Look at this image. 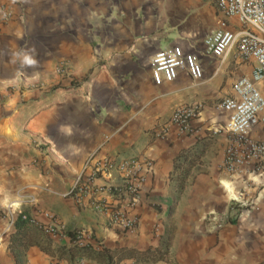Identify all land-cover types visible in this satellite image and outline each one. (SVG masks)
<instances>
[{
  "label": "crops",
  "instance_id": "0c3cea01",
  "mask_svg": "<svg viewBox=\"0 0 264 264\" xmlns=\"http://www.w3.org/2000/svg\"><path fill=\"white\" fill-rule=\"evenodd\" d=\"M217 1L0 0V8L14 13L8 25L0 26V264H108L92 257L59 259L42 249L69 247L66 231L72 229L80 230L83 245L153 254L166 251L164 242L178 227L167 260L134 258L119 264H230L235 252L230 243L264 242V188L222 169L234 137L213 132L230 117L217 105L232 95L236 81L252 76L256 65L235 54L221 62L207 53L205 40L222 22L233 31L243 28L221 14ZM174 46L198 56L202 80L181 72L175 81L155 85L152 58ZM195 103L203 110L193 122L194 132L182 134L170 122L172 114L182 104ZM250 137L264 140V126ZM97 150L118 161L154 164L139 175L140 202L129 212L140 218L134 230L114 226L110 212L63 197ZM185 152L202 153L201 165L208 167L209 176L199 174L197 185L209 180L224 198L243 192L246 200L253 199L238 223L210 224L219 235L211 231L204 246L198 244V221L164 219L166 207L180 204L173 174ZM21 212L47 231L37 235L31 229L34 244L22 249L12 245L13 222ZM214 237L219 250L209 249Z\"/></svg>",
  "mask_w": 264,
  "mask_h": 264
},
{
  "label": "built area",
  "instance_id": "2783aa9c",
  "mask_svg": "<svg viewBox=\"0 0 264 264\" xmlns=\"http://www.w3.org/2000/svg\"><path fill=\"white\" fill-rule=\"evenodd\" d=\"M217 6L225 18L238 21L243 28L233 31L222 22L205 40L207 53L221 62L235 54L244 62L256 63L252 76L236 81L232 95L217 105L218 110L230 113V117L225 126L213 132L229 133L234 137L225 151L222 169L231 176L248 177L249 184L264 188V140L250 137L255 128L264 126V0H218ZM13 19L12 10L0 8V26L8 25ZM151 64L152 80L157 86L175 81L181 72H187L194 81L204 76L198 56L177 46L158 51ZM63 73L67 74L66 68ZM202 110L200 103L182 104L174 110L170 122L177 125L182 134L190 135L194 132L193 122ZM143 167L150 172L154 164L149 161L142 164L135 159L118 161L101 156L97 150L84 163L82 172L63 197L72 198L79 207L110 212L114 226L125 231L134 230L140 218L129 212L140 202L142 179L139 175ZM123 204L130 210L122 208ZM23 219L27 220L28 216L23 215ZM31 219L39 224L33 217ZM78 237L79 245L84 246L81 233Z\"/></svg>",
  "mask_w": 264,
  "mask_h": 264
},
{
  "label": "rangeland",
  "instance_id": "374dc122",
  "mask_svg": "<svg viewBox=\"0 0 264 264\" xmlns=\"http://www.w3.org/2000/svg\"><path fill=\"white\" fill-rule=\"evenodd\" d=\"M207 168L205 163L204 165H197L192 170L188 179L187 184L191 185V187H188L183 194L180 193V204H177L179 202L171 203L163 210L164 219L166 220L193 219L198 221V244L201 246L208 244L204 242L205 238L211 234V231L217 230L214 236L219 235L218 231H220V229L213 230V227L210 226L215 220L222 221L225 225L231 224L232 222L238 223L242 220L243 211H245V214H248L251 207L254 206L253 199L246 200L245 198H247V195L244 196L243 192L241 194L235 193L236 199L233 198L234 195H232V198H224V192L218 187L215 188L213 182L211 183L209 180L207 182L199 180L200 182L197 185V176L199 174L209 176ZM234 202H240L238 203L239 208H233L232 204ZM214 207L218 208V211L211 212L210 208ZM203 224H205V226H203ZM177 229L178 227L172 228V237H167L168 239L164 242L165 250H169V246L173 245V235L176 233ZM168 232L167 229V234ZM220 246L221 243L219 238L214 237V242L209 249L219 250ZM229 247L231 250H235V252L231 254L230 264H259L264 261V242L247 241L244 244L230 243ZM239 247L245 249V254L241 252L238 253L237 249Z\"/></svg>",
  "mask_w": 264,
  "mask_h": 264
},
{
  "label": "trees",
  "instance_id": "16d2710c",
  "mask_svg": "<svg viewBox=\"0 0 264 264\" xmlns=\"http://www.w3.org/2000/svg\"><path fill=\"white\" fill-rule=\"evenodd\" d=\"M191 152L183 153L177 160V165L175 168V172L173 174V180L176 179V182L179 186L180 193L184 191L185 187L187 186L189 176L192 170L199 164H202V153L192 155ZM233 208H239L238 203L232 204ZM23 215H27L28 219L24 220ZM16 226V233L12 238V245L15 244L16 248H25L27 245H31L34 242L29 240L31 229L37 230V235H46L47 231L44 230L43 226L39 224L36 225L32 222L31 216L26 213L22 212V215H19V218L15 222ZM67 235L71 240V245L69 247H61L58 248L55 252L49 250L47 246L41 245L42 249L50 254H58L59 259H70L73 260L76 257H92L100 261H105L108 264H119L120 262L127 260V259H137L140 262H159L167 260L168 253L167 250H157L155 253L148 252H139L136 249H115L110 250L107 248H93L90 245L80 246L79 235L80 230L72 229L66 231ZM259 264H264L262 261Z\"/></svg>",
  "mask_w": 264,
  "mask_h": 264
}]
</instances>
